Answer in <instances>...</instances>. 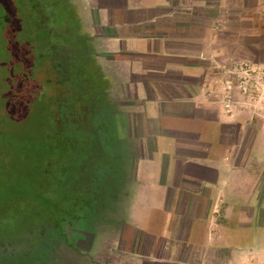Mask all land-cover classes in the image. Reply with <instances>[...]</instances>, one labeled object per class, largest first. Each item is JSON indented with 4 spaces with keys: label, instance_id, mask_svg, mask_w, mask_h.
<instances>
[{
    "label": "crops",
    "instance_id": "obj_1",
    "mask_svg": "<svg viewBox=\"0 0 264 264\" xmlns=\"http://www.w3.org/2000/svg\"><path fill=\"white\" fill-rule=\"evenodd\" d=\"M68 1L107 78L122 207L99 243L69 227L66 264H264V93L215 82L264 64V0Z\"/></svg>",
    "mask_w": 264,
    "mask_h": 264
},
{
    "label": "rangeland",
    "instance_id": "obj_2",
    "mask_svg": "<svg viewBox=\"0 0 264 264\" xmlns=\"http://www.w3.org/2000/svg\"><path fill=\"white\" fill-rule=\"evenodd\" d=\"M30 4L0 0V264H51L53 250L66 264L69 227L94 230L99 243L118 224V154L114 143L102 145L116 123L103 112L107 78L79 42L87 10L42 0L44 41L33 49ZM49 39L57 45L50 51ZM90 100L85 117L81 105Z\"/></svg>",
    "mask_w": 264,
    "mask_h": 264
},
{
    "label": "built area",
    "instance_id": "obj_3",
    "mask_svg": "<svg viewBox=\"0 0 264 264\" xmlns=\"http://www.w3.org/2000/svg\"><path fill=\"white\" fill-rule=\"evenodd\" d=\"M232 66L225 72L224 77L215 80L217 84H223L228 91L238 87L256 96L264 93V64L237 59Z\"/></svg>",
    "mask_w": 264,
    "mask_h": 264
},
{
    "label": "trees",
    "instance_id": "obj_4",
    "mask_svg": "<svg viewBox=\"0 0 264 264\" xmlns=\"http://www.w3.org/2000/svg\"><path fill=\"white\" fill-rule=\"evenodd\" d=\"M29 1L31 3L30 6H29V11L32 14V18L34 20V24H33V31H34V35H35L34 38H35L36 43H37V44H33L32 43L33 45H32L31 48L34 49L36 46H38L39 47L38 49H40V47H41V41H44V39H42V36L39 33H40V30L41 29H44L43 27H45V24L43 25V21H39V19L41 20V18L43 16H45L48 19V16H47V13L45 12V10L43 9L44 7L41 6L42 0H29ZM57 1L58 0H54V2H57ZM61 1H66L67 3H69L71 5V3L68 0H61ZM71 6H73V5H71ZM42 20H43V18H42ZM80 34L82 35V30H80ZM34 38H33V41H34ZM79 39H80L79 42H81V46H82V44L85 43V42H83L84 39H83V37L82 38L80 37ZM52 41L53 40L49 39V40H47L46 45L44 44L46 46V48L49 49V51H50V49H52V48L54 49L55 47H57V45L54 43V41L53 42ZM40 55H41L40 57L42 58V57H44L45 54H40ZM82 58H84V57H82ZM55 68L56 69L57 68L59 69L60 66H58V64L56 63ZM98 100L99 99H97V101ZM92 104H93V101L90 100L89 102L86 101V103H84V104L81 105L82 106L81 107V109H82L81 111L84 113L83 115H85V117H86V113L89 111V109L93 108ZM98 106H99V103H98ZM56 116L58 118H60L61 126L64 128L65 122L63 121V119L59 115H56ZM49 192H51L50 189H49ZM46 203L49 206L51 205L50 200L46 201ZM53 205H55V203Z\"/></svg>",
    "mask_w": 264,
    "mask_h": 264
}]
</instances>
